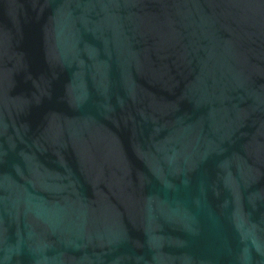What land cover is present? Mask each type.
<instances>
[{
    "label": "water",
    "instance_id": "95a60500",
    "mask_svg": "<svg viewBox=\"0 0 264 264\" xmlns=\"http://www.w3.org/2000/svg\"><path fill=\"white\" fill-rule=\"evenodd\" d=\"M0 264H264V0H0Z\"/></svg>",
    "mask_w": 264,
    "mask_h": 264
}]
</instances>
